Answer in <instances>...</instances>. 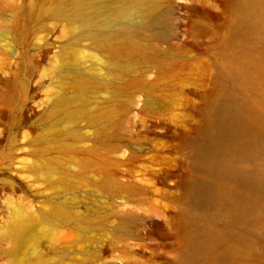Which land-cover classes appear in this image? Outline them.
Returning a JSON list of instances; mask_svg holds the SVG:
<instances>
[{
    "label": "rangeland",
    "instance_id": "rangeland-1",
    "mask_svg": "<svg viewBox=\"0 0 264 264\" xmlns=\"http://www.w3.org/2000/svg\"><path fill=\"white\" fill-rule=\"evenodd\" d=\"M238 0H0V264H198L188 216ZM245 95L258 97L246 86ZM264 169V151L244 162ZM221 227H224L220 224ZM264 264V197L233 225Z\"/></svg>",
    "mask_w": 264,
    "mask_h": 264
},
{
    "label": "bare ground",
    "instance_id": "bare-ground-1",
    "mask_svg": "<svg viewBox=\"0 0 264 264\" xmlns=\"http://www.w3.org/2000/svg\"><path fill=\"white\" fill-rule=\"evenodd\" d=\"M233 27L246 40L262 36L264 0H238ZM225 70L237 87L225 89L211 108L196 154L209 176L195 183L199 212L188 216L190 255L203 257L198 264H238L242 235L233 225L264 197V169L244 166L264 151V49L242 51ZM246 86L259 96L245 95Z\"/></svg>",
    "mask_w": 264,
    "mask_h": 264
}]
</instances>
